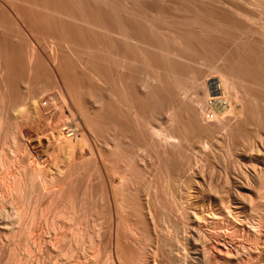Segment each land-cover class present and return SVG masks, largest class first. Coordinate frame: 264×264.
Masks as SVG:
<instances>
[{
  "label": "rangeland",
  "instance_id": "374dc122",
  "mask_svg": "<svg viewBox=\"0 0 264 264\" xmlns=\"http://www.w3.org/2000/svg\"><path fill=\"white\" fill-rule=\"evenodd\" d=\"M70 1L72 0L66 2L67 5L60 0H0L4 10H22L21 17L28 24L32 39L28 58L29 74L33 75L32 84L35 85L32 90L34 93L30 91V95L24 86H20L22 98L16 95L18 102L15 103L17 104L10 105L9 97H6L7 101L4 97V95L8 96L6 94L10 89L8 81H5V77L8 78L10 72L4 68L6 72L0 63L2 68H0V88L3 85L1 88L3 90H0L2 93L7 90L6 94L0 92L2 95H0L2 97H0V114L3 112L5 113L3 115L8 117L4 118L3 115L0 117V264H119L123 260L122 264L127 262L125 256L131 255L136 257L134 264H146L142 262L144 261L142 257V261L141 259L138 261L139 252H133L134 254L124 252L122 246L116 245L115 249L111 247L108 251L103 249L99 253L95 247L94 223L91 218L95 184L92 146L94 141L92 134H88L92 130L87 128L85 117L96 116L106 109V105H110L128 114L126 119L129 121L133 123L137 121L133 113L134 104L129 102V94L124 88V82L113 73L106 74L96 67L95 59L100 58L99 61L103 63L104 56H101V52L105 47L100 44L84 45L69 30L66 29L68 34L65 30L56 28L59 22H64L76 25L83 33L99 32L100 36L108 33L107 30L91 24L93 20L89 19L88 2L94 4L106 2L116 8L126 21L133 18L140 20L139 22L143 21L145 25L143 28L155 32L162 42L166 43L163 45H169L167 47L173 52H183L182 56L175 53L173 56L169 54L175 62L171 59L173 63L167 60L168 65L165 62L157 65L160 61L154 59L158 57L155 54L160 53L159 48L138 41L140 39L138 32L130 35L129 41L137 45L138 53L141 56L144 55L145 59L151 60L153 77L148 78L150 85H155L156 91L163 95V104L160 105L163 106L161 108L163 111L160 110L162 113L158 112L156 115V126L162 135H155L153 129L145 131L143 128L146 124L142 128V132L147 135L149 141L155 140L157 152L154 151V146H150L148 151L156 161L155 182L158 191L166 189L165 185H167L171 186L175 192L182 195L185 193L187 188L181 183H179L178 191L175 190L174 181L179 177L170 165V159L180 160V154L185 153L190 168L185 171L182 179L187 178L190 183L191 189L188 191L193 195L191 199L198 200L196 207H193L190 201L188 202L191 206L188 208L191 219L194 218L191 212L194 210L197 213V221L194 223L199 230L198 235L197 232L195 233L197 240L194 238L197 242L193 241V236L190 240L191 233L183 231L184 220L179 221L173 215L175 218L173 220L177 224L180 223L179 228L182 227L184 235L180 230L178 236L169 237L170 228L164 221L160 222L158 253L156 257L152 254L155 245L147 248L150 253L148 264L154 262V264H264V86L261 84L258 86L255 82L250 84L251 81L250 79L247 81V77L234 76L235 83L238 81L236 86L239 89L244 87L250 91L252 87L254 91L250 92H257L256 97L260 100L256 98L255 104L250 103L252 107L255 105V109L251 110L249 105L250 113L248 112L247 117H242L244 122L236 113L230 114L231 117L227 115L224 120L228 125L226 131L223 128L220 130L218 116L213 120H217L219 126H216L215 121L203 116L201 107L204 102H202L201 92L198 91L200 99L193 97L198 100L197 102L191 97L198 93L194 91L191 94V89L186 86L194 71V65L199 70L201 79L203 78L206 83L209 77L216 79L219 73L212 67L215 66L214 61L216 65H219L217 67H222L227 52L237 48L239 40L243 39L250 44L254 42L253 45L258 43L264 46V39L255 31L257 25H250L243 16V14L264 13V0ZM195 10L206 14H209L207 12L209 10H237L235 15L243 22V27L241 31L239 30L243 36L238 33V37L239 35L241 37L235 41L221 39L222 42L224 41L221 43L225 49L218 51L210 62H206L209 60L201 57L197 58L198 61H195L196 58L194 61L185 58L184 53L189 46H186L182 37L183 30L192 29L195 33L202 34L200 23L194 18ZM213 15L218 23L221 20L223 22L222 16L217 11ZM129 22L134 24L132 20ZM130 23L127 25L133 26ZM146 29L144 31H147ZM109 32L116 42L122 40L118 34ZM70 34L74 36L73 39ZM258 36L261 38L259 39ZM153 55L156 57L152 58ZM111 57L116 56L113 54ZM106 60H103V64ZM154 61L157 66L162 67L154 65ZM44 75L48 77L45 78ZM141 76L147 77L145 74ZM79 80L95 91L102 89L101 93L104 92V96L99 103L83 102L81 85L75 87ZM247 85L250 88H247ZM170 90L174 91L176 98H169ZM37 93L39 94L36 95ZM143 93L141 97L145 94ZM20 98H24V101ZM59 98H64L74 115H77L76 118H80L78 120L82 125L80 129L87 128L82 132L83 145H81L82 140H77L73 151L66 149L62 152V149L56 146L54 139L50 138L56 130L49 127L58 129L62 123L63 114L54 105L55 100ZM18 103L22 111H18ZM188 103L193 104L191 108L193 113L195 111L194 115L198 118L196 121L198 120L201 124V128L207 130L216 127V129H212V132L210 130L209 134L191 131L184 138L179 136L178 129H182L183 125L188 126L190 122V115L182 110L184 106H188ZM9 105L17 106L15 108L12 106L10 109ZM209 105H212L210 100ZM169 108L175 111L174 118L168 113L171 112ZM12 109L15 113L11 111ZM5 111L10 112V115ZM154 119L151 120L154 121ZM5 124L7 127L4 126ZM166 132L172 134L174 138L164 137ZM126 134L131 135L130 132ZM85 142L86 145H84ZM178 144L181 145L178 146ZM80 145L81 148H79ZM65 153L70 155L64 158ZM209 185L213 190L224 185L228 194L231 192L237 196V207L232 205L230 211L226 209L221 212L207 208L205 202L199 203L200 200L196 197L198 187L200 191L201 187L208 191ZM219 192L222 193L221 189ZM213 195L217 193L213 192ZM227 195H225L226 198ZM205 198H209L212 204L215 202L210 196ZM154 258L156 260L153 262ZM133 261L134 259L131 264Z\"/></svg>",
  "mask_w": 264,
  "mask_h": 264
},
{
  "label": "bare ground",
  "instance_id": "6f19581e",
  "mask_svg": "<svg viewBox=\"0 0 264 264\" xmlns=\"http://www.w3.org/2000/svg\"><path fill=\"white\" fill-rule=\"evenodd\" d=\"M60 1L65 4L66 2L68 3L69 0ZM73 1L74 0L70 2ZM87 6L90 8L89 19L93 20L91 24L93 26L107 30L108 33L104 34V36H100L99 32L83 33L82 30L76 25L64 22H59V26H57L56 28L65 31L66 29L69 30L76 38L83 42L84 45L100 44L102 47H105V49L101 52V56H104V59L102 57V62L104 63L103 60H107L105 64H101V61H99L101 60L100 58L98 60L95 59L97 63L96 67H98L101 71L106 74L113 73L120 81L124 82V88L126 91H128L129 94V102L134 104L135 110L133 113L137 121V123H133L131 122V120L129 121L128 119H126V115L128 114H124V112L119 110V108H117L116 106L110 105H106V109L96 116L85 117V124L86 126H88L87 128H90V130H92V132L89 131L88 134H92L94 141V144L92 146L94 157L93 178L95 184L93 188L94 191L92 194L93 200L91 206V218L94 223L95 247L99 253L101 252V250L103 251V249H107V251L108 249H111V247H114L115 249L116 245L122 246L124 248V252H129L131 254H134L133 252H139L138 256L136 255L138 261H140V259L142 261L143 258L144 261L142 262L148 264V257L150 253L148 252L147 248L150 245H155V249L153 250L154 252L152 254L155 256L158 253L157 251L160 245V243L158 244L160 238V236L158 237V233L161 229L160 222L164 221L170 228L171 235H169V237L178 236V234L180 233L182 227L179 228L180 223L177 224L173 220L175 219L173 218V215H175L179 221L184 220L183 222H185V227L183 226V231L191 233V239L190 237L186 238L192 240L193 236V239H196L197 236L195 237V233L197 232L198 235L199 231L194 224L197 221V213L193 209H191V211L193 210L192 212L189 210V212L193 214H191L192 217H194L193 219H191L190 213H188V208L191 206L188 202L190 201L191 205L193 207H196V201L198 200L191 199L193 195H191V193L188 191L189 189H191L190 183H188L187 178L182 179L185 171L190 168L188 157L187 155H185V153L180 154V160H176V158L170 159V165L174 173L177 174L179 177L176 178L174 181L176 184L175 190L178 191L179 183H181V185L186 186L187 188L185 193H183L182 195L178 192H175L171 186L167 185H165L166 189L164 188V190L161 189L158 191V186L155 182L156 161L151 155V153L148 151L150 146H154V151L157 152L155 140L149 141L147 139V135L142 132V128L146 124V127L143 128L145 131L153 129L155 135H162L161 132H158L160 131V129H157L156 126V115H158V112H160V110H162L161 108H163V106H160L161 104H163V95L160 92L156 91L155 85H150L148 78L151 79L153 77L151 60L149 61L148 58L145 59L146 57L144 58V55L141 56L138 53L137 45L129 41L131 37L130 35H134V33L138 32V35L140 34V36H138V38H140L138 41L142 43H149L154 47L159 48L160 53L155 54L158 57L154 59L160 61L157 62V65L158 63L160 64L162 62H165L166 64L169 63V61L174 60L173 57L171 58L169 54L173 56L175 53L176 55L182 56L183 52H173L170 48L167 47L169 45H163L166 43L162 42V40L158 37L155 32L143 28V26L145 27V25L143 24L142 20V22H139L140 20L137 21L134 18V20L128 19V22L129 20H132V22H134V24H131L129 22L130 25H133L129 27V23L126 21V18L124 19L121 13L117 11L116 8L112 7L111 5H108L106 2H98L95 4L93 2H88ZM216 11L222 16L223 22H221V20L218 23L216 19H214L215 17L213 14L216 13ZM231 11L209 10L207 11L209 14L201 13L200 10L194 11V18L200 23V32L202 31V34H197L192 29L183 30L182 37L187 44L186 46H189L186 47V52L184 53L185 58L191 59L193 61L194 58H196L195 61H198L197 58L201 57L209 60L206 62H210V60L214 58L215 54L218 51L225 49L222 44L224 41L222 42L221 39H230L235 41L236 39L238 40L241 37L242 34L239 32V30L243 27V22L235 15V11L237 10H234L232 12ZM21 12L22 10H4L2 5H0V58L2 59H0V61H2L0 63L1 66L3 65V69L6 68L10 72L8 78L5 77V73V75L3 74V76L5 77V81H8L10 88L8 89L7 87L9 92L8 94H6L7 90L5 89L6 91L4 92L8 96L4 95V97L5 100L6 97H9L10 105L11 103H14V105L17 104L15 103L18 102L17 97L22 98L23 94H21L20 92V86H24L28 93L34 90L35 86L34 84H32L33 75L29 74L30 66L28 65V58L30 57L32 46V39L30 36L28 24L25 22V20L22 19ZM243 16L247 21H249L250 25H257V28L253 27V29L255 28L256 30H254L256 31V33H258L259 36L264 39V13L260 12L259 14H243ZM140 23L142 26L139 25ZM140 29L143 30L141 31ZM145 29L147 31H144ZM109 31L118 34L122 38V40L116 42ZM238 33L241 34L239 35L240 37H238ZM73 35L70 34L72 39L74 37ZM259 36L258 38L260 39L261 37ZM237 43H235L238 45L236 46L237 48L234 47V50L230 49L231 51L227 52V56L223 61L222 67H217L218 64L216 65L215 61L213 60L215 66H212L213 64L211 66L213 67V69L218 71L217 73H219V76H217L216 79H212L209 77V80H207L206 83L203 78L201 79V76L199 74L200 72L194 65V71L192 72V76L190 77L186 85L191 89V94L194 91L195 93H198H194L195 95L191 98H199L198 91L201 92V98H203L202 102H204L201 107L203 116L208 120H213L216 116H218L217 120L220 121L221 124L220 130H222L223 128L225 129V131L226 129H228V125L224 121L227 115H230L232 113H234L235 115L236 113V115L241 116L242 120V117H247V114L250 111V103L253 104L256 98L257 100H260L259 97H256V91V93L253 92L255 96L252 92H250L253 90L252 87L250 88L247 85V88H250V91L244 87L243 89L241 88L242 90L239 89L236 86V83L238 81L235 83V77H247V81H249V79L251 81L249 82L250 84H253V82H255V84L258 83V86L259 84L264 86V46L258 43L256 45H253L254 42L251 43V45L249 42L243 39L239 40ZM113 54L116 57L112 58L111 56ZM155 55H153L152 58L156 57ZM167 60L169 61L166 62ZM172 63L170 64L172 65ZM153 64L156 65V61H154ZM207 65L210 66L209 63H207ZM169 66L168 68L170 69ZM5 71L7 72V70ZM141 74H145L147 77H142ZM44 76L45 78L48 77L46 75ZM80 82L77 86H74L80 87L81 85L80 92L81 96H83V102L86 104L99 103L100 99L104 96V92H102L103 94L101 93L102 89L95 91V89H93L88 84L86 85V83L82 84L84 82ZM68 84L69 83H67V85ZM242 85L245 84L242 83ZM1 90L0 92L2 93ZM257 90L259 91L260 89ZM33 93L34 91H32V94ZM142 93L144 94L143 97H141ZM30 94L31 92L29 93V95ZM38 94L39 93H37L36 95ZM169 96L168 97L170 99H174L175 95L173 90H170ZM21 98L20 100L24 101V98ZM5 100H3V102ZM209 100L212 105H209ZM19 103L18 111H22L20 107L21 105ZM189 104L190 103L187 104L188 106H184L182 110L184 113H187V115H190L189 121L191 123L189 122L188 126L183 125L182 129H178V133L180 134L179 136L184 138L191 131L199 134H209L210 130L212 132L213 128H208L207 130L201 128V124L198 122V120L196 121L197 117L194 115L195 111L193 113V108H191L193 104L191 103V106H189ZM54 105L60 112H62L63 118L61 117L62 123L60 126H58V129H55L52 126L49 127L53 130H56V133L51 134L50 138L52 137L54 139V141L57 143L56 146H58L60 150L62 149V152L66 149L68 151H71L74 148V143L77 140L81 141L83 139L84 135L82 132L83 129L85 130L86 127L80 129L81 122L78 121L80 118H76L77 115H74L68 105V102L64 98H59L58 100L56 99ZM16 106L13 107L15 108ZM236 106H238L239 108ZM166 107L164 106V108ZM254 107L255 105H253V107L251 105V110L252 108L255 109ZM6 109L7 104L5 110ZM13 110L14 109H12L11 111L13 112ZM162 111L160 113H162ZM169 111H171L170 108ZM6 113L9 114L10 112ZM13 113H15V111ZM168 113L171 115L172 118H174L175 111H171ZM3 114L5 113L2 112V114H0V117H2ZM3 116H5L4 118H8L6 117V115ZM231 116L232 115H230V117ZM151 119H154V121H152ZM6 120L5 122H8ZM217 120L213 121L217 123L216 126H219V122H217ZM1 122L3 123V121ZM6 124L4 125L5 127H7ZM239 127L237 128L238 130ZM7 129L9 130V128ZM214 129H216V127ZM9 131L7 132L9 133ZM127 132H130L131 135H127ZM163 136L167 138H174V136L168 132H166ZM83 142L84 141L82 140V144H80L83 145ZM78 143L79 142H77V144ZM81 145L79 148H81ZM84 145H86V142ZM180 145L181 144H178V146ZM66 153L64 154V158L70 155H66ZM220 189L222 193L219 192ZM224 190V185H221L218 187V189L214 190L209 185L208 191L203 187H201L200 191L198 187V195H196V197L199 198V203L205 202V204H207V208H210L212 211H226V209L229 210L230 206L232 205H236L237 207V196H235V194L231 192H229L228 194V191ZM213 192H216L217 195H213ZM223 192L225 193L223 194ZM225 195H227L228 197L226 198ZM206 196L212 197L215 202L213 204L210 203V199L205 198ZM184 224L182 223V225ZM182 233L184 235V232ZM195 239L193 241H195ZM196 242L197 241H195V243ZM98 253L97 255H99ZM118 257L120 258L119 255ZM125 257L127 260V262H124L125 264H131L133 259V264L135 263L136 257L134 258L133 255ZM155 260L156 258L153 259V262ZM122 261H120L119 264H121Z\"/></svg>",
  "mask_w": 264,
  "mask_h": 264
}]
</instances>
